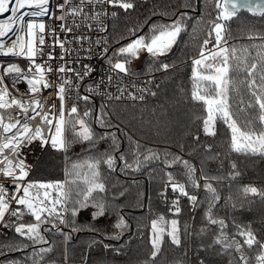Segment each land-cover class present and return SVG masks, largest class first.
Wrapping results in <instances>:
<instances>
[{
	"label": "snow or ice",
	"instance_id": "obj_1",
	"mask_svg": "<svg viewBox=\"0 0 264 264\" xmlns=\"http://www.w3.org/2000/svg\"><path fill=\"white\" fill-rule=\"evenodd\" d=\"M201 2L202 0H187L181 7L191 9L194 13L197 4ZM203 2H213L216 15L208 20L209 27L205 38L198 45V55L192 58L190 100L201 104L203 108L202 115L196 118L202 121V130L207 136L217 135L218 122L225 125L230 132L231 152L264 156V43L251 45L256 49L255 57L251 55L248 47L237 49L235 45L229 44L232 39L230 22L237 18L242 10L264 18V0ZM109 8H119L127 13L135 8V0H63L56 5L59 15L51 11L50 0H0V16L7 14L5 19L0 20V56L19 57L27 61L26 67L23 68L17 63H0V177L11 182V188L0 182V225L14 229L15 235L19 237L15 242L10 240L0 244V255H5L6 252L23 254L21 259L10 261L9 264H44L46 256L53 251L52 241L45 233L55 232L62 235L66 244L70 239V232H65L64 228H69L71 232L81 230L76 224V217L82 210L91 207L93 220L110 213L111 204L103 198H94V193L106 192V184L100 172L101 164L106 165L111 172L116 171L118 162L122 171H139L146 164L159 160L165 168L183 166L184 182L177 180L171 172L165 173L161 195H165L168 188H171L174 194L178 193L172 201L173 207L169 209L173 216H179L181 212L180 197H186L193 207L201 203L206 204V224L200 228L197 235L211 231V226H216L217 229L212 243L207 245V248L219 245L221 254L229 255L230 250L234 249L239 254L237 264H249L244 247L246 245L251 249L259 244L261 250L255 259L257 264H264V243L256 239L251 229L235 225L238 230L236 235L244 238L243 244L236 240L235 236L230 239L226 231L227 223L223 218H217L213 211L221 199V194L213 182L219 184L224 179L235 180L240 175L235 170V163H232V171L227 177L209 176L204 172L203 166L199 170L200 176L197 177V167L190 161L179 155L170 160L168 157L173 154H162L147 148L130 136V150L121 151V140L117 131L122 130L120 123L113 122L112 116L115 113L110 111V104L122 103L125 100L143 102L146 95L156 96V92L148 87L153 82L152 79L144 81V86H139L134 80L130 84H124L123 77L137 76L130 66L142 53H147L151 58L147 70L149 74L153 71H167L173 67L159 58L167 55L177 45L182 33H188L192 39H196V25L204 22L203 12L199 17H194L187 11L180 12L177 16L173 10L171 16H175V19H171L166 11L153 12V16L168 17L170 22H153L144 34H139V26L129 28L126 35H121L115 40L120 46L109 53L111 45L107 37H98L93 42L91 37L83 32L76 34L80 29L107 32L106 18H115L118 15L116 11L109 13ZM24 9L30 11H22ZM43 17L59 21V24L49 26ZM189 20L195 21L190 33ZM60 33L65 34L63 39ZM10 34H14V38H11ZM67 34H71L70 38ZM46 35L51 39L47 45L50 50L47 52ZM249 39L264 41V33H252ZM121 40H128V43L121 44ZM84 42L90 45L87 49H83ZM73 43L80 47L66 46ZM93 43L100 48L99 54L93 51ZM56 47L61 49L58 57L55 55ZM82 50L86 59L98 55L99 58L105 59L109 66L99 80L86 86L87 94H81L80 88L95 69L82 62ZM53 61L56 63L53 64ZM156 65L158 67H155ZM53 73L56 74V81L51 80ZM21 83L26 85L24 92L17 87ZM112 87H115V92L110 91ZM48 89H52L49 95L54 94L59 105L55 102L48 104V97L43 95ZM130 89H135V92ZM94 96H101L104 102L96 106ZM70 100L73 103L69 107ZM81 101L85 105L91 103L92 107H85L81 111ZM241 113L245 117L243 121L240 119ZM257 121L259 128L256 127ZM93 123L105 131L96 132L92 127ZM113 128L117 131H108ZM195 139L199 140V136ZM33 142H39L42 149L50 146L53 150L65 154L74 143H87L88 151L98 150L101 142L109 143V148L98 157L73 162L71 169L66 168V179L63 182H41L27 179L32 166L26 163L23 149ZM211 149V145L205 146L206 152L211 153ZM128 154L134 157L131 163L128 162ZM218 156V153L213 154L209 159H216ZM85 167L87 172L82 171ZM201 180L204 181L203 185ZM201 187L205 192L203 202L189 191ZM243 192L264 197V192L258 191L256 187L245 186ZM25 216H30L32 220L25 221ZM113 227L119 231L111 236L101 235L105 239L118 240L128 226L124 217L119 215ZM89 230L98 231L91 227ZM183 231L186 235L192 234L189 233L188 226H185ZM165 236L171 244L181 246L179 220L169 221L160 215L151 221L149 242L152 250L144 264H152L156 260L161 253ZM92 243L103 241L94 240ZM103 247L117 254L120 252L119 248L109 244H104ZM64 259L67 264V248L64 251ZM178 264L183 262L179 261ZM199 264H204V261L200 260Z\"/></svg>",
	"mask_w": 264,
	"mask_h": 264
},
{
	"label": "trees",
	"instance_id": "obj_2",
	"mask_svg": "<svg viewBox=\"0 0 264 264\" xmlns=\"http://www.w3.org/2000/svg\"><path fill=\"white\" fill-rule=\"evenodd\" d=\"M187 0H137L135 8L125 13L122 9L112 8L118 13L117 17H111L110 30L108 34L109 53L120 45L115 43L121 35H126L129 28L140 27V33H147L153 22L163 21L169 23L168 17L160 15L153 16V12L160 13L166 11L171 16L173 10L178 16L180 12H189L194 17L204 14V22L196 25L197 37L192 39L188 33H182L176 46L165 56L160 57V61L173 65L167 71H153L148 73V66L151 58L146 54L139 67L130 66L132 71L147 73L152 79L151 91L156 92V96L148 95L145 101H128L110 104V111L115 113L112 116L114 123H120L121 131L115 128L108 131H117L121 140V151L128 152L130 144L128 137L139 141L147 148L159 151L160 153H170L168 159H173L175 155L183 157L197 167V177L200 176V168L203 166L204 172L209 176L227 177L232 171L231 165L235 163L236 171L240 173L235 180H222L219 184L214 183L221 194V199L213 209L217 218H223L228 225L226 229L229 238L235 236L243 244L244 238L236 235L235 225L250 228L256 239L264 243V197L258 194L243 192L245 186L256 187L258 191L264 192V156L245 155L231 152L229 149L230 132L222 123H217V135L207 136L202 130V121L196 117L202 115L201 104L193 103L190 100L192 83L190 80L192 72V58L198 55V45L205 38L209 27L208 20L216 15L213 2H202L197 4V10L193 13L191 9L181 7ZM210 14V15H209ZM171 16V19H175ZM194 20L188 21L189 33ZM232 29V39L230 45H235L237 49L248 47L251 55L256 56V49L251 45L264 43L260 39H249L252 33H264V18L253 16L245 10L238 13L237 18L230 22ZM128 40H121V44H126ZM155 67H158L156 65ZM157 85L159 87H157ZM247 99V97H245ZM73 103L72 101L68 102ZM96 106L101 103L94 100ZM92 107V104L85 105ZM240 119H245L244 114H240ZM93 129L102 133L105 129L92 124ZM256 127L259 128L257 121ZM199 136V140L195 137ZM69 139L71 134L69 133ZM211 145V153L205 151V146ZM109 148V143L101 142L98 150L88 151L87 143H74L65 154L46 147L31 173L29 179L41 182L65 181V170L71 169L73 162H83L89 157H98L100 153ZM143 151V149H141ZM219 154L216 159H209L210 155ZM128 162L131 163L134 157L127 155ZM82 171L87 172L85 167ZM100 172L103 182L106 184V192L94 193V198L105 199L112 205L111 211L105 217L92 219L93 209H84L76 217V224L81 230L71 232L70 239L65 245L64 237L58 233L50 232L45 235L52 241L53 251L49 253L45 262H54L64 257V245L67 248L68 264H91V263H144L151 254L150 234L151 221L163 215L166 220L178 219L181 227L182 244L176 247L171 244L167 236L161 247V253L152 263H172L185 262L187 256L190 264H199L200 260L204 264H237L239 254L230 250L231 255L221 254L220 246L207 248L212 243L216 234V226H211V231L197 235L201 227L205 226L206 204L201 203L193 207L186 197H180L179 206L181 212L179 216H173L169 211L173 207L172 201L178 193H173L168 188L165 195H161L164 190L165 173L171 172L180 182L185 181L183 176V166L174 165L172 168H165L161 161L156 160L146 164L139 171L121 170L120 162L117 169L111 172L106 165L101 164ZM72 179V177H68ZM203 185L204 181H200ZM230 185V186H229ZM81 187L83 185L81 184ZM191 194H195L198 200H205V192L200 189H189ZM123 193V195H121ZM115 197V199H113ZM231 197L229 200L228 198ZM122 215L127 224L120 239H105L101 234L111 236L119 231L113 227L118 216ZM71 219V217H69ZM32 218L28 217L27 221ZM235 222V224L233 223ZM189 225V233L184 234V227ZM98 231H90L89 228ZM14 230L10 235H0V244L8 243L10 240H18ZM94 240L103 243L92 242ZM92 247H89V245ZM109 244L114 248H119L117 254L111 249L105 250L103 245ZM202 245L204 247H202ZM45 246L46 245H40ZM38 246V247H40ZM259 244L249 249L246 245L244 253L248 257L249 264H257L256 256L260 252ZM31 251V249H29ZM187 253V255H185ZM23 256L20 252H6L0 255L3 259L17 260Z\"/></svg>",
	"mask_w": 264,
	"mask_h": 264
},
{
	"label": "built area",
	"instance_id": "obj_3",
	"mask_svg": "<svg viewBox=\"0 0 264 264\" xmlns=\"http://www.w3.org/2000/svg\"><path fill=\"white\" fill-rule=\"evenodd\" d=\"M135 1H137V0H135ZM62 2H63V0H50V9H51L52 12H55L56 15L60 14L59 11L56 9V5L58 3H62ZM77 2H78V0H77ZM25 10L26 11H30V9H25ZM108 11H109V13L112 12V8H109ZM26 19H28V18H26ZM37 19H40V18H37ZM42 19H44L49 26H53L54 27V26L59 24V21H55L54 19H50L49 17H43ZM70 22L71 21H69V23ZM105 23L108 25L107 32H94V31L89 32L87 29H80V30H78L76 32V34L79 35L81 32H83V33L89 35L93 42L98 37H107L108 38V34H109V30H110V24H111V16L106 18ZM59 35H60L61 39H63L64 36H65L64 33H60ZM67 35L70 38L71 34H67ZM50 42H51L50 37H48L46 35L45 52L50 50L47 47V45ZM66 46L69 47V48H78V47H80V45L75 44V43H73L71 45H66ZM89 46L90 45H89L88 42H84L83 49H87ZM91 47L93 48V51L95 53L99 54L100 48L98 46H96L93 43L91 45ZM209 47L211 48L212 45L210 44ZM60 53H61V49L59 47H56L55 55L58 57L60 55ZM73 55H75V53H73ZM65 58L68 59L67 56ZM45 59H46V57H45ZM80 59L82 60L83 63L90 64L95 69V71L89 77H87L85 79V81L83 82V85L80 88L81 94H87V92L85 91L86 86L92 85L94 81L99 80V78L105 74V71L108 69L109 66H108L106 60L103 59V58H99L98 55L93 56L91 59H86L85 58V53H84L83 50L81 51ZM23 61H24V59L23 58H19V57H12V56L3 57V56H0V63H4V64L17 63L22 68L26 67V66L23 65V63H22ZM38 62H39V59H38ZM55 63H56V61H53V64H55ZM133 72H135V71H133ZM135 73H137V76H135V77H132V78H129V77H126V76L123 77L124 84H130L131 81L134 80L137 85L144 86L143 82L147 81L148 79H151L146 74L139 73V72H135ZM121 76H123V74H121ZM114 79H115V77H114ZM51 80L52 81H56V74L55 73H53L51 75ZM17 87H19L21 92H24L25 89H26V85L23 84V83L19 84ZM148 87L151 89V84H149ZM130 90L135 92V89H130ZM110 91L115 92V87H112L110 89ZM147 96L148 95H146V97ZM25 99H27V97H25ZM93 100H96L97 102H100L101 104L104 102V100H103V98L101 96H94ZM128 101H131V100H125L124 102H128ZM82 104H83V101L80 102L79 107H82ZM46 147H48V146H46ZM45 148H43L42 150L34 151L33 154H24V156L26 158H28V163L27 164L32 166V169H31V171L29 173V176L27 178L28 180H30L29 177H30L31 173L33 172L35 166L37 165L39 159L41 158L42 153L44 152ZM26 152H28V150L26 148H24L23 149V153H26ZM0 182L5 183L6 187L11 188V182L9 180H5V178L0 177ZM50 191H52V190H50ZM13 206H15V205H13ZM28 217L29 216H25V218H24L25 221L28 220ZM6 219H8L7 216H6ZM13 230L14 229H12V228H5L4 226L0 225V235H10ZM10 261H14V260L3 259L2 257H0V264H9ZM44 264H65V261H54V262H47V263H44ZM67 264H68V262H67ZM91 264H144V263H91ZM152 264H161V263H152ZM164 264H172V263H164ZM183 264H190L189 258L185 262H183Z\"/></svg>",
	"mask_w": 264,
	"mask_h": 264
},
{
	"label": "bare ground",
	"instance_id": "obj_4",
	"mask_svg": "<svg viewBox=\"0 0 264 264\" xmlns=\"http://www.w3.org/2000/svg\"><path fill=\"white\" fill-rule=\"evenodd\" d=\"M22 11H26V10L24 9ZM6 15L7 14H5L4 16H0V20L5 19ZM10 37L14 38V34H10ZM51 92H52V89H48V90H45L43 92V95L45 97H48V104L51 105L52 103L55 102L57 105H59V101L56 99L55 95L54 94L53 95H49ZM26 149L28 150V152H26L24 154H33L34 151L42 150V148L40 147L39 142H33V144L28 146V147H26ZM26 163H28V158H26Z\"/></svg>",
	"mask_w": 264,
	"mask_h": 264
},
{
	"label": "rangeland",
	"instance_id": "obj_5",
	"mask_svg": "<svg viewBox=\"0 0 264 264\" xmlns=\"http://www.w3.org/2000/svg\"><path fill=\"white\" fill-rule=\"evenodd\" d=\"M127 43H128V42H127ZM146 54H147V53H142L141 56H140V58H139L138 60H134V61L132 62L131 65H132L133 67H136V68L139 67V66L141 65V62H142L143 57H144ZM22 63H23L24 66L27 65V61H26V60H24ZM136 72H137V71H136ZM139 73H142V72H139ZM144 74L147 75V73H144ZM71 104H72V103H69L70 106H71ZM60 182H63V181H60ZM53 194H55V193H53ZM29 217H30V216H29ZM62 227H63V226H62ZM64 231H65V232H70V230H69L68 228H64ZM188 231H189V225H188ZM66 244H67V243H66ZM66 244H65V245H66ZM65 245H64V251H65V248H66ZM46 246H47V245H46ZM187 259H188V256H187L186 260H187ZM186 260H185V261H186ZM58 261H65V259H64V257H63L62 259H60V260H58ZM67 262H68V258H67Z\"/></svg>",
	"mask_w": 264,
	"mask_h": 264
}]
</instances>
